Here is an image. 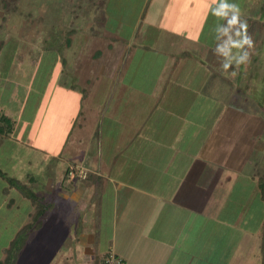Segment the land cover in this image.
<instances>
[{"label":"crops","instance_id":"obj_1","mask_svg":"<svg viewBox=\"0 0 264 264\" xmlns=\"http://www.w3.org/2000/svg\"><path fill=\"white\" fill-rule=\"evenodd\" d=\"M131 5V18L118 16L109 22L103 14L101 25L124 46L135 41L142 51L152 53L148 61L166 69L169 82L140 74L142 56L137 78L113 85L115 96L128 104L125 116L130 118L102 111L89 134L96 139L94 146L80 141V126L68 129L73 140L59 142V153L54 155L60 160L53 169L56 174L60 163L64 175L55 177L53 185L49 178L48 188L39 187L47 204L40 228L48 212L54 213L56 223L66 220L65 237L56 244L50 264H106L110 254L120 264H262L261 242L252 247L251 256L246 253L264 236V199L259 184L252 183L242 166L251 161L246 156L256 155L252 150V146L258 149L256 129L243 107L222 101L217 112L206 105L213 101L211 92L201 89L213 73L226 82L230 98L235 95L221 65L225 52L232 57L245 51V45L233 47L241 37L235 28L225 34L226 21L214 16L215 22L205 29V11L219 7L214 0H137ZM226 11L230 17L232 12ZM248 17L241 13L242 20ZM247 63L237 68L233 64L230 72L235 67L239 76ZM158 110L161 117L170 114L171 121L160 119ZM207 111L211 122L202 118ZM11 118L14 133L17 119ZM12 140L19 142V148L31 146L14 138L11 146ZM74 164H81L85 173L81 178L78 172L77 177H68ZM4 186L0 193L8 195ZM258 213L260 219L252 225ZM235 234L239 235L232 251L236 257L229 262L215 244L220 235L230 241Z\"/></svg>","mask_w":264,"mask_h":264},{"label":"rangeland","instance_id":"obj_2","mask_svg":"<svg viewBox=\"0 0 264 264\" xmlns=\"http://www.w3.org/2000/svg\"><path fill=\"white\" fill-rule=\"evenodd\" d=\"M102 1L0 0V113L7 115L13 123L15 120L11 118L12 115L17 119L14 133L0 134V141H3L0 145V170L20 183L19 188L17 185L15 187L0 174V192L4 185L5 190L10 191L8 195L0 193V261L5 257L2 249L9 244L19 228L31 220L34 211L32 201L20 189V185L28 191L36 192L44 200L39 187L48 188L49 178L53 185L55 177L64 175L60 163L54 174V165L60 160L59 155L54 154L59 153V142L73 140L74 136L70 135L68 129L80 126V141H89L90 146H94L96 139H92V134H89L102 111L123 119L128 114L125 111L130 109L126 108L127 103L115 96L113 85L122 80L136 79L142 56L145 64H142L140 74L143 73L147 79L154 75L159 83L169 82L167 70H161L159 66L155 68L148 61L152 53L149 52L148 56L149 53L137 47L135 41L124 46V42L118 38L113 39L114 35L104 31L101 25L103 14L108 16L109 22L118 16L127 20L131 18L129 16L134 12L131 4L137 3V0H106L105 4ZM226 2L229 5L238 4L241 13L252 18L250 36L254 46L251 49L248 46L243 48L244 53H249L248 68L238 76L235 69L237 65L234 64V77L230 75V68L227 71L235 93L232 98L226 82L213 73L212 77L202 82L201 89L205 93L211 92L213 104L206 102V105H212L211 108L217 112L222 108L223 101L237 104L250 114L246 118L256 129L254 133L257 135L258 149L252 146L256 155H250V158L246 156V160L251 161H244L242 166L249 171L252 183L258 185L264 176V0ZM205 13L207 22L205 20L202 24L207 30L215 20L210 9ZM244 53L234 52L233 56L239 58ZM177 72L182 73L180 70ZM60 80L61 83L57 82ZM59 84H63L62 89ZM171 102L167 101L168 105ZM123 103L127 106L122 107ZM161 112H157L159 118ZM208 113L205 112L202 118L211 122L213 117ZM163 117L165 123L171 121L170 114L166 113ZM202 130L200 134L205 136L207 133ZM12 138L24 140L31 146L25 144V147L19 148V142L13 140L14 146H11L8 143ZM229 144V140H225L224 146L228 149ZM80 165L69 167V178L77 177L76 172L82 174ZM77 178H81V175ZM259 189L261 192L262 188ZM43 193L47 194L45 191ZM7 200L9 207L5 204ZM106 211L107 205L104 215L108 214ZM54 216V213L48 212L42 228L32 229L28 233L32 235L34 232L33 238L21 253L17 264H50L49 257L57 252V245L66 234V220L56 223ZM259 219L260 213L254 216L251 224H257ZM233 237L229 241V237L225 240L220 235L218 244H215L219 252L228 255V259L236 257L232 251H235L234 240L239 235ZM259 240L251 243L246 256L252 255V247L257 243L261 242L264 250L263 237L260 236ZM229 262L233 261L230 259Z\"/></svg>","mask_w":264,"mask_h":264},{"label":"trees","instance_id":"obj_3","mask_svg":"<svg viewBox=\"0 0 264 264\" xmlns=\"http://www.w3.org/2000/svg\"><path fill=\"white\" fill-rule=\"evenodd\" d=\"M106 0L102 1V4H105ZM246 22L248 25L247 31L248 34H251V23H252V18H246ZM247 45H245L246 48ZM244 53V51L242 52ZM14 128V123L13 121L5 114L0 113V134H8L12 133ZM0 174L2 176H5V178L10 182L12 185L16 187L19 186V182L17 179L12 178L7 176L3 171L0 170ZM264 178V176L262 177ZM260 180H264V179ZM259 183V188L261 189V194L264 199V181ZM24 187V186H23ZM22 185H20V189L23 190L24 194L29 197L30 201L33 204L34 211L32 212L31 220L29 222H26L23 224L19 230L15 233L13 239L9 242V244L2 249V252L5 253L4 260L0 261V264H15L18 254L20 250L24 247L26 244L27 240L29 239L30 235L28 234L32 229L35 230L36 228H39L42 224L43 221V215L46 210V203L45 201L37 195L36 192L31 191V190H26L23 188ZM19 188V187H18ZM34 202V203H33ZM263 241H264V236H263ZM264 253V250H263Z\"/></svg>","mask_w":264,"mask_h":264},{"label":"clouds","instance_id":"obj_4","mask_svg":"<svg viewBox=\"0 0 264 264\" xmlns=\"http://www.w3.org/2000/svg\"><path fill=\"white\" fill-rule=\"evenodd\" d=\"M219 4V7H211L210 13L214 17L219 19H223L227 23V28L225 29V34H227L228 30L235 28L236 35L241 37V40L238 43H234L233 47L242 48L244 45H247L249 49L254 46V41L252 37L248 34L247 22L241 19V10L238 4L233 3L229 5L226 0H214V5ZM232 12V15L229 17L228 11ZM215 54V52H214ZM249 60V53H244V55L236 58L235 56L230 57L227 52H225V61L221 65V69L224 72H227L229 68L233 66V64L239 66L248 62ZM231 76H235L236 72L233 71L230 73Z\"/></svg>","mask_w":264,"mask_h":264},{"label":"built area","instance_id":"obj_5","mask_svg":"<svg viewBox=\"0 0 264 264\" xmlns=\"http://www.w3.org/2000/svg\"><path fill=\"white\" fill-rule=\"evenodd\" d=\"M81 176H84L85 173L81 171ZM106 264H120L121 260L119 258H116L113 254H110L107 258H105Z\"/></svg>","mask_w":264,"mask_h":264}]
</instances>
